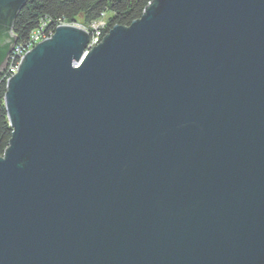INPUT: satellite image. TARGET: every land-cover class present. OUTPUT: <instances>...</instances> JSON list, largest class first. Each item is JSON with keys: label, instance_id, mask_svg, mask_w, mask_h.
Masks as SVG:
<instances>
[{"label": "water", "instance_id": "obj_1", "mask_svg": "<svg viewBox=\"0 0 264 264\" xmlns=\"http://www.w3.org/2000/svg\"><path fill=\"white\" fill-rule=\"evenodd\" d=\"M29 0H0V75ZM60 25L6 81L0 264H264V0H152Z\"/></svg>", "mask_w": 264, "mask_h": 264}, {"label": "trees", "instance_id": "obj_2", "mask_svg": "<svg viewBox=\"0 0 264 264\" xmlns=\"http://www.w3.org/2000/svg\"><path fill=\"white\" fill-rule=\"evenodd\" d=\"M152 0H29L19 12L12 33L16 39L15 49L25 53L32 38L50 37L60 25H76L92 33L91 41H100L115 26H129L139 19L144 8ZM101 27L93 31L99 24ZM17 58L9 61L0 75V156L11 138L4 107L6 81L10 69L17 65Z\"/></svg>", "mask_w": 264, "mask_h": 264}, {"label": "built area", "instance_id": "obj_3", "mask_svg": "<svg viewBox=\"0 0 264 264\" xmlns=\"http://www.w3.org/2000/svg\"><path fill=\"white\" fill-rule=\"evenodd\" d=\"M93 28H94V27H93ZM94 29L96 30V28H94ZM45 39H46V38H45ZM32 40H33V41H32L31 44L29 45L28 50H30V49H31L32 47H34L37 43H39L40 41H42V40L39 39L38 35L35 36L34 38H32ZM92 43H93V44L98 43V39H94V40L92 41ZM28 50H27V51H28ZM23 54H24V53H19V49H15L14 52H13V54H12V56H11V58H10V61H11V59L14 60V59L17 58V60H18V62H19V57L23 56ZM18 62H17V65H18ZM17 65H15L14 67H12V68L10 69V73H11V74L15 73L16 68H17Z\"/></svg>", "mask_w": 264, "mask_h": 264}, {"label": "rangeland", "instance_id": "obj_4", "mask_svg": "<svg viewBox=\"0 0 264 264\" xmlns=\"http://www.w3.org/2000/svg\"><path fill=\"white\" fill-rule=\"evenodd\" d=\"M98 27H101V25H100V23L99 24H97V25H95V27L94 28H98ZM93 28V31H95V29Z\"/></svg>", "mask_w": 264, "mask_h": 264}]
</instances>
